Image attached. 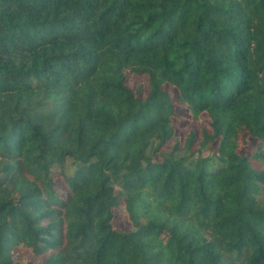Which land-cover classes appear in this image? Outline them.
<instances>
[{"label": "trees", "instance_id": "16d2710c", "mask_svg": "<svg viewBox=\"0 0 264 264\" xmlns=\"http://www.w3.org/2000/svg\"><path fill=\"white\" fill-rule=\"evenodd\" d=\"M263 189L264 0H0V264H264Z\"/></svg>", "mask_w": 264, "mask_h": 264}, {"label": "rangeland", "instance_id": "374dc122", "mask_svg": "<svg viewBox=\"0 0 264 264\" xmlns=\"http://www.w3.org/2000/svg\"><path fill=\"white\" fill-rule=\"evenodd\" d=\"M128 83L135 88L138 85H142L143 91L142 96H145L148 93V82H147V76L146 75H136L134 77H131L128 81ZM174 97H176V94L174 92ZM179 109V114L181 118H179L176 123V135L181 139L182 144L185 142V138L190 130H195L197 133L198 139H201V130L202 127H208V120L206 119L205 115H202L200 117V121H192L189 119L190 115L186 111H184L181 108ZM254 140L250 139L244 146V151L249 152L250 149L253 147ZM172 146V142L167 143L166 148L170 149ZM262 194L264 195V189L262 191ZM114 224L116 227L121 228L123 230H130L132 228V223L129 220L128 213L126 211L125 202L121 199V204L118 208L115 209V220ZM13 255L17 262L20 263H26L29 260H41V258H38L35 256L33 251L29 248H27L24 245H18L13 248Z\"/></svg>", "mask_w": 264, "mask_h": 264}]
</instances>
